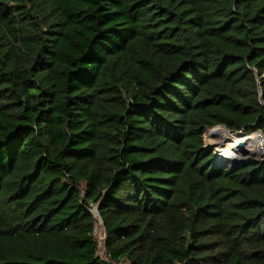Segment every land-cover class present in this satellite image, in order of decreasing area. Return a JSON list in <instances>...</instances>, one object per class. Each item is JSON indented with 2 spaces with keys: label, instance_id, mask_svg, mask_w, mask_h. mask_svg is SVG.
Segmentation results:
<instances>
[{
  "label": "trees",
  "instance_id": "1",
  "mask_svg": "<svg viewBox=\"0 0 264 264\" xmlns=\"http://www.w3.org/2000/svg\"><path fill=\"white\" fill-rule=\"evenodd\" d=\"M222 125L264 133V0H0V264H264Z\"/></svg>",
  "mask_w": 264,
  "mask_h": 264
},
{
  "label": "bare ground",
  "instance_id": "2",
  "mask_svg": "<svg viewBox=\"0 0 264 264\" xmlns=\"http://www.w3.org/2000/svg\"><path fill=\"white\" fill-rule=\"evenodd\" d=\"M206 136L207 138H213L217 140V142H221V140L223 141L226 136L230 137V140L225 148H219L218 152L216 153L217 162L221 161L225 166L229 165L231 167L235 164L241 163L244 160L245 156L242 152L243 149L240 147L241 144L249 149V147H254V143L256 142V149L259 155L264 154V136L257 132L249 135L246 133H240L239 135L235 134L234 131H230L225 126H217L214 128H209L206 132Z\"/></svg>",
  "mask_w": 264,
  "mask_h": 264
},
{
  "label": "rangeland",
  "instance_id": "3",
  "mask_svg": "<svg viewBox=\"0 0 264 264\" xmlns=\"http://www.w3.org/2000/svg\"><path fill=\"white\" fill-rule=\"evenodd\" d=\"M205 129H207V128H205ZM207 130H206V132H207ZM198 131H193L192 133L198 132ZM206 132H205V135H204L205 143L204 144H202V143L201 144H196V143L192 142L193 145L195 146V148L198 151L204 152V153H209L211 155V159H212V161H213V163L215 165H223V166H225L224 163L222 164L221 161H218L217 162V160H216V153L218 152L219 148H225V146L227 145V143L230 140V137L229 136H226L223 141L221 140V142H217V140H215L213 138H207ZM234 133L240 135V133H245V132H234ZM256 148H257V146H256V142H255L254 143V147H249V149L246 148V150H244V149L242 150L245 158L241 162V164L244 163V162H247V161H253V160H258V159H263L264 158V154L259 155V153H258V151H257ZM226 167H230V166L229 165H226ZM95 235L97 236V238L99 239V242H100V253L101 254H104V246L103 245H104V240H105L106 235H105V230H104L103 223L101 222V220H100V218H99L98 215H97V223H96ZM120 264H124V263H120Z\"/></svg>",
  "mask_w": 264,
  "mask_h": 264
},
{
  "label": "water",
  "instance_id": "4",
  "mask_svg": "<svg viewBox=\"0 0 264 264\" xmlns=\"http://www.w3.org/2000/svg\"><path fill=\"white\" fill-rule=\"evenodd\" d=\"M222 126H225V125H222ZM240 147H241L242 149L246 150V147H245L243 144H241ZM247 162H250V161H247ZM239 164H240V163H239ZM94 212H95V214L97 215V214H98V209L95 208V209H94ZM100 220H101V222H102V219H101V218H100ZM102 223H103V222H102Z\"/></svg>",
  "mask_w": 264,
  "mask_h": 264
},
{
  "label": "built area",
  "instance_id": "5",
  "mask_svg": "<svg viewBox=\"0 0 264 264\" xmlns=\"http://www.w3.org/2000/svg\"><path fill=\"white\" fill-rule=\"evenodd\" d=\"M257 133H259L260 135H264V133H262V131L261 130H258V131H256Z\"/></svg>",
  "mask_w": 264,
  "mask_h": 264
}]
</instances>
